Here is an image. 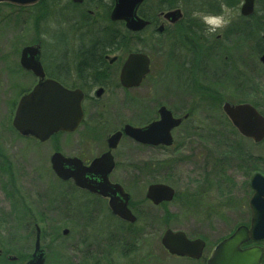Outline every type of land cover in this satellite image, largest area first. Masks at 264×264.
Returning <instances> with one entry per match:
<instances>
[{"label": "rangeland", "instance_id": "1", "mask_svg": "<svg viewBox=\"0 0 264 264\" xmlns=\"http://www.w3.org/2000/svg\"><path fill=\"white\" fill-rule=\"evenodd\" d=\"M159 1L146 0L152 5H160ZM231 1L233 4H226L223 0H194L186 5L187 12L179 6L184 19L174 29L178 38L171 42L163 39L159 53L144 49L151 52L150 74L140 88L129 91L127 121L136 125L145 123L154 116V109L159 104L180 113L191 109V116L176 129L174 143L168 149L142 147L133 141L122 140L114 150L117 161L114 175L123 179L133 199L144 201L137 223L125 228L103 211L97 215L96 204L83 196L73 202L63 199L61 185L49 166V157L55 147L71 150L74 135L57 136L37 146L18 140L8 123V112L18 91L34 82L22 69L17 70L20 50L25 45L39 43L44 64L53 70L54 63L58 64L56 61L59 60L55 55L61 49L56 36L60 32L66 33L59 19H67L66 15L73 12L56 6L46 10H27L0 5V145L4 149L0 154V248L3 252L0 264H23L32 253L35 235L34 217L30 213L38 215L35 200L41 184H37L36 179L43 178V173L48 181L49 208L40 225L45 236L42 243L47 252L45 264H75L71 248L81 244L83 249L91 243L93 235L101 237L98 242L118 234L122 236L121 240L148 245L159 243L167 228L181 230L190 238L205 241L204 257L191 261L170 258L159 251L154 257H161V260L155 264H204L220 239L231 234L238 225L248 224L249 173L257 171L264 175V140L254 143L241 136L224 116L220 103L223 100L250 102L264 115V65L258 61L255 41L258 33L260 36L264 33L257 18L264 1L260 0L258 5L254 0V11L247 17L239 12L243 0ZM109 2L98 1L96 16L99 20H104ZM245 25L250 28L248 37L243 34ZM185 28L190 31L187 37ZM204 32L207 38L200 36ZM189 43L200 49H190ZM67 44L74 48L71 40ZM138 48L141 49L137 42H130V50ZM192 50L194 53L191 54ZM191 55L197 61L205 55V63H199L201 68L198 71L195 61H187ZM192 81L209 84L212 91L206 92L200 85L188 91V83ZM213 81L216 84L212 86ZM212 92L216 95H211ZM107 100L108 96L104 94L100 103ZM111 108L121 111L120 104L114 101L107 115ZM91 111L87 109L85 122L79 130L96 129L104 134L118 125L108 122L106 126H95ZM84 139L89 137L84 136ZM96 144L89 148L90 154H94V149L100 152L104 147L97 145L96 148ZM248 157L254 162L247 161ZM166 160H172V164L157 166V162ZM124 168L127 172L122 171ZM153 182L173 187L176 192L174 200L165 206H153L146 201V188ZM10 183L23 193V206L16 203L17 209L14 207L16 197L9 195ZM70 202L74 205L69 206L68 212L73 209L78 212L76 218L68 219L64 205ZM37 219L41 220L40 217ZM65 228L69 230L67 236L62 234ZM63 243H66L65 248ZM253 244L264 248V240ZM63 255L68 262L63 260ZM74 257L80 260L79 264H95L78 253ZM262 261L264 264V255Z\"/></svg>", "mask_w": 264, "mask_h": 264}, {"label": "flooded vegetation", "instance_id": "2", "mask_svg": "<svg viewBox=\"0 0 264 264\" xmlns=\"http://www.w3.org/2000/svg\"><path fill=\"white\" fill-rule=\"evenodd\" d=\"M99 0H38L37 2L30 4V5H13L8 3H0V5L5 6H12L18 9H27V10H33V9H40V10H46L50 7H59V9H70L73 14L66 15L67 19H59L61 21L62 26L65 27V32H60L56 36V40L58 42V45H61V49L58 52L57 58L59 59L56 61V63L53 65V70L49 69L47 65L44 64L43 58H42V49L41 45L39 43H35L39 45L40 48V54H39V61L41 63L44 76L43 78H40L36 76L31 70H26L20 65V53L18 57V69H22L23 72L27 73L26 75H29L32 77V80L34 81L30 86H27L25 88H21L18 91V94L16 95V99L12 101L11 109L8 112V123L10 122L11 131L15 133V137H17L18 140H24L25 142H30L37 146L44 145L47 141L57 137V136H67V135H74L75 139L73 141L74 147H72L71 150L63 151L60 147L53 148L52 154L55 152L61 153V155L66 159H78L82 166L88 167L90 166L91 162L102 156L104 153L110 151L112 157H113V168L108 174V181L111 184L119 185L122 190L119 193L118 191L114 192L112 196L108 195H102L97 192H93L87 188H82L78 186L74 179L72 177H69L67 179H62L57 176V180L61 185V195L63 196V199L65 201H74L77 197L86 198L87 201H91L92 203H95L97 206V212L103 211L108 217H110L112 220H115L114 222H118L119 224L123 225L122 228L127 226H134L139 217H140V211L139 209H142L144 205V201L142 200H135L131 197V194L129 190L127 189L123 179H119L114 175V172L117 168V161L116 156L114 153V150L118 147L119 142L122 140H130L135 143V140L127 136L123 132V128L126 124L132 125L134 127H144L147 124L159 120V113L158 110L161 106H164L167 110L171 112V115L174 118H182V122L179 124V126L173 128L171 130V137H172V144L170 146H165L162 144L159 145H150L145 143H138L142 147H149L154 149H168L170 148L174 143V133H176V129L180 127V125L187 121L188 118H190L191 109H188L186 111H182L181 113L178 111H175L172 108L167 107L164 104H159L154 109V116L150 118L148 121L141 125L131 124L127 121L126 116L128 113V103L130 102V98L128 97L129 91L133 89L140 88L147 77L144 78V80L136 87H125L120 82V72L122 65L128 55L133 52H142L145 53L149 59H150V66H151V52L153 53H159L162 51L163 48V39L167 41H174L176 38H178L177 34L175 33L174 29L176 30L179 22H181L184 19L183 11H181V18L175 22H170L168 19L164 17V14L169 10L179 9L178 7L171 8V9H165L161 10L159 8L160 5H152L147 4L146 0L140 4L138 7L136 14L143 20L147 21V25L141 29L140 31H131L126 27L125 21L123 20H111L110 18V12L114 6V0H110L109 5L107 6L106 10L104 11L105 18L104 20H99L97 15L98 8L97 3ZM62 15V14H61ZM193 21V19H190ZM198 20V19H195ZM191 21V22H192ZM195 22V21H194ZM189 23V21H188ZM197 26V24H196ZM160 28V30H159ZM202 29H205L204 27ZM209 30V29H208ZM201 37L207 38V35L202 33L200 35ZM124 40L123 46H117L115 47L112 45L113 40ZM71 40L74 42V48H70V45L67 44V42ZM130 42H137L139 47L141 49L137 50H130ZM124 47V48H123ZM144 49H149L148 53L144 51ZM191 54L194 53V50L190 52ZM199 54L197 51H195V55ZM194 56V55H193ZM193 56H190V59H187L188 62L193 63L194 61L198 64L195 66L196 71L201 68L199 66V63L202 62V64L205 63V55L200 58L199 61H197ZM53 63V61H52ZM51 67V66H50ZM45 80H53L60 85H62L64 88L69 90H79L82 93V100H81V108L83 111V118L79 124V126L73 130V131H58L54 133L52 136H50L45 141H40L39 139L35 138L32 135H24L21 134L19 131H17L13 125L12 121L19 103V100L22 96L28 94L30 90L36 86L38 83L43 82ZM216 83L213 81L211 85H215ZM196 85H200L203 89L206 90V92H211L212 88L209 84L203 85V83H195V81H192L191 83H188V91L194 90V87ZM187 87V86H185ZM186 89V88H185ZM201 89V88H200ZM100 91V95H97V92ZM92 93V94H91ZM106 94L108 96V100L105 103H100L101 97ZM211 95H216L214 92L210 93ZM118 99V101H116ZM120 104L121 111L119 112L117 109L113 110L111 108L110 113H108V108L110 105H112V102ZM226 102L225 100L221 101L220 107L222 110V104ZM231 104H238L241 102H229ZM92 110L90 112V115L94 116V122L95 126H106L109 123H117L116 127H113L112 131L102 134L100 130L91 129V130H79V127H81L86 119L87 109ZM146 109L143 108V111ZM178 112V113H177ZM223 112V110H222ZM224 114V112H223ZM224 116H226L224 114ZM227 117V116H226ZM121 131V136L119 138V141L115 148L109 150L108 147V137L112 134ZM89 137L88 140H83L84 136ZM247 138V137H245ZM250 139V138H247ZM252 140V139H250ZM253 141V140H252ZM254 142V141H253ZM96 144V148L98 146L103 145L100 149V152L97 151V149H94V154H90L88 152L89 148L92 146V144ZM257 143V142H254ZM98 145V146H97ZM29 147V146H28ZM3 148L0 145V154L3 153ZM52 154L49 157V166L51 167L50 158ZM251 159V157H250ZM7 160V158H6ZM248 161V160H247ZM250 161V160H249ZM253 163L254 161H250ZM6 165H9L8 162L5 161ZM250 169H253L252 164H249ZM64 168L68 169L69 171H73L75 173H79V169L75 167L73 164H64ZM52 169V168H51ZM123 172H127V169H122ZM54 172V171H53ZM258 173L257 171H251L249 173V186L251 193L248 197V200L250 196L253 193V189L251 188L250 182L252 176ZM100 173H90L86 174L85 176L88 177L91 180H94L96 182H100ZM43 178L36 179L37 184H41L40 190L37 192V213L38 215H35L34 213H30L31 217L33 218V229H34V244H33V250L32 253L29 255V257L24 261H28L32 258V254L34 252L35 247V239L37 230L39 232V249L43 252L44 256V264L46 261V250L42 247L43 240L45 239L44 231L41 228V224H43L45 213L48 212V184L45 177V174L43 173ZM124 178V177H123ZM42 180L45 182L42 183ZM15 183V181H13ZM155 183V182H153ZM157 183V182H156ZM161 183V182H159ZM14 184L10 183V192L9 195L11 197H16L15 200V209H17L18 205L23 206V203L21 200H23V193L20 191H17L14 187ZM174 189V188H173ZM112 190H115L112 187ZM3 195L6 193L2 190ZM8 192V191H7ZM20 194V195H19ZM176 195V192L174 190V197ZM125 196L127 197L126 206L130 210L131 214L135 217L134 222H130L128 220H125L118 215L114 214L109 206V201L114 198V200H117L121 203H123ZM174 197L169 202H161L157 205H154L150 200H148L144 194V199L151 203L153 206H165L166 204L172 202L174 200ZM70 199V200H69ZM247 200V205H248ZM20 201V202H19ZM42 201V202H39ZM72 201V202H73ZM18 203V205L16 204ZM74 203H66L64 205L65 209V215L68 219L76 218V212L75 209H73L71 212H68L70 210L69 206ZM249 209V218L251 215V211L248 205ZM73 213V214H72ZM98 215V214H97ZM41 218V220H38L37 218ZM37 221V222H36ZM113 222V221H112ZM249 223V221H248ZM133 229V228H132ZM64 230L67 232L64 233ZM97 231V230H96ZM69 230L63 229L62 234L64 236L68 235ZM98 232V231H97ZM115 234V233H114ZM101 237H96L93 235V238H91V243L85 245V247L82 249V245L78 244L71 248V256L72 260L75 261V264H79L80 260H77L74 255L77 253L81 256L87 258L88 260H93L95 264H155L159 260H161V257H154L155 255H158V252L165 253L170 258H178V259H187L191 261H199L202 260L204 257V251L202 253L201 258L199 259H192L189 257L184 256H177L175 254H171L161 243V238L159 243L154 244H148L144 245L139 242H129L121 240L122 236L115 234L110 236V238H102V240L97 241ZM64 248L66 246V243H63ZM61 246V248L63 247ZM206 248V243H205ZM164 254V255H165ZM62 255V254H61ZM17 258L15 257L14 260ZM66 256L63 255V260H66ZM207 258L204 260V264H206ZM67 261V260H66ZM79 261V262H78ZM68 262V261H67ZM23 263V264H24ZM85 264V263H84Z\"/></svg>", "mask_w": 264, "mask_h": 264}, {"label": "water", "instance_id": "3", "mask_svg": "<svg viewBox=\"0 0 264 264\" xmlns=\"http://www.w3.org/2000/svg\"><path fill=\"white\" fill-rule=\"evenodd\" d=\"M38 0H0L15 5H30ZM144 0H114V6L110 12L111 20H123L131 31H140L147 25V21L137 16L136 11ZM254 11V0H243L240 6V14L249 16ZM179 9L167 11L164 17L170 22L181 18ZM160 30V28H159ZM264 38V33H263ZM39 45L25 46L20 53V65L31 70L36 76L43 78L44 73L39 61ZM259 61L264 64V51L259 56ZM149 57L142 52H133L124 61L120 82L125 87H136L149 74ZM100 95V91L97 92ZM82 93L79 90H69L53 80H45L38 83L28 94L19 100L12 125L24 135H32L40 141L47 140L58 131L75 130L82 117L81 109ZM222 110L229 118L237 131L244 137L254 142L264 139V116L250 103L231 104L224 102ZM159 120L153 121L144 127H134L126 124L123 132L136 142L150 145L172 144L171 130L182 122V118H174L171 112L164 106L158 110ZM121 131L108 137L109 150L116 147ZM51 168L62 179L72 177L75 183L93 192L105 196H112L114 192H121L119 185L108 181V174L113 168V157L110 151L99 158L94 159L90 166L84 167L78 159H66L61 153L55 152L50 158ZM73 164L79 169V173L64 168V164ZM100 173V182L86 177V174ZM253 194L248 200L251 210L250 223L239 225L229 236L219 241L206 264H260L264 249L253 245L242 247L249 241L264 240V176L255 173L250 182ZM112 187L115 190H112ZM145 196L154 205L161 202H169L174 197V189L165 183L149 184ZM127 197L123 203L111 199L109 206L112 212L130 222L135 221L126 206ZM67 231L64 230V233ZM162 245L177 256L199 259L205 247V242L200 238L189 239L180 230L166 229L161 236ZM1 254V248H0ZM12 259V257H8ZM25 264H44L43 252L39 249V232L37 230L34 252L32 258Z\"/></svg>", "mask_w": 264, "mask_h": 264}, {"label": "trees", "instance_id": "4", "mask_svg": "<svg viewBox=\"0 0 264 264\" xmlns=\"http://www.w3.org/2000/svg\"><path fill=\"white\" fill-rule=\"evenodd\" d=\"M190 1H193L194 2V0H160L159 1V3H160L159 8L161 10H165V9H171V8H175V7H179V6L182 7L183 6L184 11L187 12L188 6H186V5H189V2ZM223 2L226 3V4H233L231 0H223ZM255 3H257L259 5L261 2H260V0H255ZM262 4H263V9H261V11H260L261 13H258V17L257 18H258V21H259V26H261L260 29L264 30V2H262ZM257 11H258V9H257ZM188 26L190 27V25H188ZM243 28H244L243 29V34L246 37L250 36L249 35L251 33L250 32V28H248L247 25H245V27H243ZM260 29H259V31H260ZM184 31H185L186 37H187L188 34L190 33V31H188L187 28H185ZM192 31H194L196 34L198 33L195 30H192ZM255 41H256V53L259 56L264 51V38L262 36H260L259 33H258L257 39ZM123 44H124V40H122V38L120 40H113L112 41V45H114L115 47L120 46V45L123 46ZM188 45L190 46V47L188 46L190 49L191 48L192 49H196V50L200 49V47L197 46L194 43H189ZM196 56H198V55H196ZM252 105H254L257 108V106L255 104H252ZM247 160H250V157H248ZM256 160H258V158ZM169 164L170 165L172 164V160H166V161H159V162H157V166L158 165L159 166H162V165H166L167 166ZM1 256H3V252L1 254Z\"/></svg>", "mask_w": 264, "mask_h": 264}, {"label": "clouds", "instance_id": "5", "mask_svg": "<svg viewBox=\"0 0 264 264\" xmlns=\"http://www.w3.org/2000/svg\"><path fill=\"white\" fill-rule=\"evenodd\" d=\"M194 15H199V13H194ZM217 24V26L219 25V22H214Z\"/></svg>", "mask_w": 264, "mask_h": 264}]
</instances>
